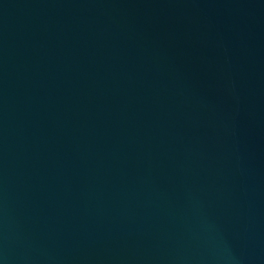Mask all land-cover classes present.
<instances>
[{
  "label": "water",
  "instance_id": "water-1",
  "mask_svg": "<svg viewBox=\"0 0 264 264\" xmlns=\"http://www.w3.org/2000/svg\"><path fill=\"white\" fill-rule=\"evenodd\" d=\"M0 264H264V0H0Z\"/></svg>",
  "mask_w": 264,
  "mask_h": 264
}]
</instances>
